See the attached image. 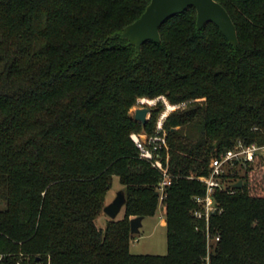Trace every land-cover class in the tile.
Wrapping results in <instances>:
<instances>
[{
	"label": "trees",
	"instance_id": "1",
	"mask_svg": "<svg viewBox=\"0 0 264 264\" xmlns=\"http://www.w3.org/2000/svg\"><path fill=\"white\" fill-rule=\"evenodd\" d=\"M150 1L0 0V264H204L198 177L238 139L264 145V0H216L236 46L214 23L199 30L190 7L139 53L113 35ZM140 97L180 106L164 124L172 183L162 202L161 175L131 135L153 133L164 104L143 125L130 114ZM115 177L127 204L102 228ZM236 177L235 194L217 195L211 264H264V160ZM160 203L168 252L132 253L131 219Z\"/></svg>",
	"mask_w": 264,
	"mask_h": 264
},
{
	"label": "built area",
	"instance_id": "2",
	"mask_svg": "<svg viewBox=\"0 0 264 264\" xmlns=\"http://www.w3.org/2000/svg\"><path fill=\"white\" fill-rule=\"evenodd\" d=\"M163 98L167 101V112L157 121L153 133L144 130L132 133L131 137L135 146L139 150L140 158L150 162L161 175V182L158 188L161 202L167 196L166 187L172 183L169 171V150L167 140V131L164 124L166 119L171 115L169 112L175 110L179 105L170 104L164 97L149 99L140 97L135 107L141 108L147 105H153L156 100ZM261 158L264 160V145L256 142L248 143L243 139H238L234 145L226 150H222L211 158L209 173L205 176H199L198 179L206 186L205 195L195 196L196 206L194 208V217L203 222L204 231L207 240V254L204 264H211V253L216 248L220 240V235L215 234L211 224V216L222 212V208L217 199L218 194L229 193L235 194L234 184L237 183L238 173L242 172L244 165H252ZM191 177H194L193 175Z\"/></svg>",
	"mask_w": 264,
	"mask_h": 264
},
{
	"label": "water",
	"instance_id": "3",
	"mask_svg": "<svg viewBox=\"0 0 264 264\" xmlns=\"http://www.w3.org/2000/svg\"><path fill=\"white\" fill-rule=\"evenodd\" d=\"M147 9L138 19L126 26L122 32L115 33L113 36L125 38L130 45L136 47L137 52L141 53L144 43L147 41H162L160 28L174 15L183 13L190 7H195L197 11V27L202 29L208 23H214L227 37L233 46L238 45L239 36L233 18L230 16L226 7L216 0H151ZM149 107L136 108L134 118L137 122L145 125L149 121ZM243 185V179L234 184L235 188ZM116 197L107 204L103 211L111 218L116 219L127 204V195L124 189L116 193ZM163 209V207H161ZM145 216L134 217L130 221L131 232L139 233L143 227Z\"/></svg>",
	"mask_w": 264,
	"mask_h": 264
},
{
	"label": "rangeland",
	"instance_id": "4",
	"mask_svg": "<svg viewBox=\"0 0 264 264\" xmlns=\"http://www.w3.org/2000/svg\"><path fill=\"white\" fill-rule=\"evenodd\" d=\"M162 100L164 104V108L158 113L159 118L163 115L164 112H167V101L163 98H159L156 100V103L153 105H147L145 107H149L151 109V113L149 114V119L152 117L153 110H156L159 106V101ZM171 104V103H170ZM178 106L176 109H178ZM138 107H134L131 109L130 114L134 116V110ZM175 109V110H176ZM169 112V114L173 113ZM157 120V121H158ZM114 185L111 190L108 192V196L106 198V205L111 203V201L117 196L116 193L122 189L123 185L120 180L115 177ZM161 201V200H160ZM161 203L159 209L156 214L147 216L143 220V227L139 233L134 234V239H132L131 243V252L134 254H153L160 255L166 254L168 252V242H167V230L168 226H166L165 220V212L161 209ZM124 215V211L118 215L117 218H122ZM111 220V218L105 213L102 212L98 218L96 219L97 225L99 227L105 228L107 222Z\"/></svg>",
	"mask_w": 264,
	"mask_h": 264
}]
</instances>
